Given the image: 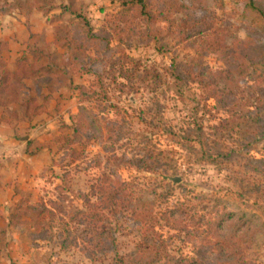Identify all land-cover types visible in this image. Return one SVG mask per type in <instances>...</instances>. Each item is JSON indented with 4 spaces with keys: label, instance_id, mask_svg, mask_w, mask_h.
I'll use <instances>...</instances> for the list:
<instances>
[{
    "label": "rangeland",
    "instance_id": "rangeland-1",
    "mask_svg": "<svg viewBox=\"0 0 264 264\" xmlns=\"http://www.w3.org/2000/svg\"><path fill=\"white\" fill-rule=\"evenodd\" d=\"M19 1L22 0L7 1L6 7L10 11L0 17L8 21L0 24H11L9 32L12 40L22 39L27 29L36 30L26 42V52L29 69H37L39 73L37 76H26L23 86L14 84L10 94L0 96V119L9 124L8 129L0 124V134L12 138L14 147L11 148L15 156L11 158L15 160L19 157L15 149L17 146L25 155L23 159L19 157L16 160L17 163L24 161L23 179L17 175L9 177L6 183L12 186L15 198L0 203V229L5 231L0 235V264L108 263L109 252L100 255L93 263L76 248H59L55 239L49 241L46 239L49 234L37 227L36 215L41 209L40 201L49 208L52 206L55 215H58V207L66 210L80 208L81 194L88 191L94 178L109 169L116 170L123 179H135L136 201L145 211L150 208L154 212L163 210L173 207L185 196L202 194L221 197V208L230 211L244 206L236 196L237 188L230 179L229 168L219 169L204 162L189 161L186 152L170 144L156 127H172L190 139L195 138L201 128L203 134L224 139L233 149H238L245 140L248 142L247 149L254 146L249 151L251 156L264 158V138L261 137L264 129V83L259 84L262 89H258L253 82L234 77L232 84L223 89L225 83L222 77H218L220 95H216L219 99L217 103L197 83L190 82L189 72H197L195 65L202 64L218 73L225 67L221 57L205 53L197 58L195 47L177 38L170 29L169 20L139 18L134 19L130 27L124 28L113 18L118 9L117 3L109 0H54L52 7L44 10L16 9L15 3ZM177 1L185 5L182 12H175L169 17L170 21L183 17L190 25L202 16L212 23L219 40L223 39L227 45L233 36L242 39L246 34L241 3L233 0ZM61 6H65V12L60 14ZM82 18L88 20L98 36L93 43H89L94 59L90 66L95 71L106 73L104 82L108 100L125 115L124 122H118L116 126L125 133L129 129L133 132L149 130L148 136L152 139L150 149L168 151L162 159L145 161L141 149L144 145L126 139L120 142L122 145L116 149L114 156L108 154L97 141L88 138L90 132L85 123L77 121L79 102L88 106H93V103L83 100L81 89L75 86L88 87L93 75L69 68L64 71L66 52L53 41V35L59 23L66 24L72 20L81 23ZM106 38H110L107 44ZM2 53L7 56V66L14 68V52L7 55L4 49ZM124 54L136 63L129 61ZM121 65L126 74L124 79L117 76ZM153 72L159 74L156 82L150 78ZM236 84L239 89L235 88ZM26 100L29 104L24 103ZM102 106L96 107L97 114ZM241 108L251 111L247 114L252 117L249 122L237 121L235 115ZM142 110L151 115L159 110L167 122H139V116L144 114ZM227 117L236 120L224 122L216 133L209 128L218 124L220 118ZM150 123L155 129L146 128ZM75 128H78L76 133ZM194 129L196 131H192ZM25 135L29 136L26 146L28 139L20 141ZM5 141L7 139L0 143V147L7 145ZM23 149H26L25 152ZM139 158L143 162L138 161ZM165 173L167 175L161 179L160 175ZM62 175L64 183L60 180ZM258 178L264 185V175H258ZM164 196H167L166 201ZM18 200L22 201V206L32 208L24 207L21 215L10 221ZM159 222L162 223V220ZM124 225V232L118 233L116 239L119 250L125 253L134 248L140 233L131 229L127 221ZM155 228L165 234L169 230L166 226L158 228L155 225ZM181 252L189 254V244L173 240L170 253L178 255ZM261 253L259 264L264 263V245Z\"/></svg>",
    "mask_w": 264,
    "mask_h": 264
},
{
    "label": "trees",
    "instance_id": "trees-1",
    "mask_svg": "<svg viewBox=\"0 0 264 264\" xmlns=\"http://www.w3.org/2000/svg\"><path fill=\"white\" fill-rule=\"evenodd\" d=\"M7 1L0 0V15L9 13L10 9L6 7ZM53 1L22 0L15 3V8L44 10L52 7ZM109 1L117 3L118 9L113 14V18L122 23L124 28L130 27L132 21L139 18H146L149 21L169 20L171 31L180 41L189 42L195 47L197 58L205 53L218 54L225 66L220 72L215 73L202 64L195 65L198 68L197 72H189L190 82L197 83L207 96L213 97L217 103L219 99L216 95L220 92L218 77H222L225 83L223 89H227L226 85L232 84L234 77L251 81L259 87L258 89H262L259 84L264 83L263 1L233 0L242 4L241 18L245 23L246 34L242 39L233 36L228 45L223 39L219 40L212 23L202 16L190 25L183 17L177 18V21H170L169 17L175 12H182L185 5L177 0ZM64 12L65 6H61L60 14ZM173 24H176L175 28ZM32 35L33 33L29 32V37ZM97 37L86 18H82L81 23L73 20L66 24L59 23L53 35V41L66 52L64 71L69 68L93 75V80L88 87L75 86L81 89L80 94L83 100L93 103V106H88L84 102H79L77 121L85 123L90 132L88 138L97 141L108 154L114 156L116 149L122 145L120 142L126 139L144 145L141 149L145 161L146 159L152 161L162 159L167 150L150 149L152 139L148 136L149 130L133 132L129 129L125 133L116 126L118 122H124L125 115L121 114L119 107L108 100L104 82L106 73L95 71L90 66L92 64L90 62L94 59L89 51V43H93ZM106 41L107 44L110 38H106ZM4 49L8 50L7 42L0 40V96L10 94L14 84L23 86L22 81L26 76H37L39 73L37 69H29L26 48L14 58V68H8L2 53ZM124 56L129 61L135 62L127 54ZM113 67L114 65L111 69ZM123 69L121 65L117 76L124 79L126 74ZM150 76L152 81L156 82L159 79V74L156 72ZM113 80L116 81V78L114 77ZM235 88L239 89V86L236 84ZM24 103L29 104V101L26 100ZM101 105H103L102 110L97 114L96 107ZM249 113H251L250 110L241 108L239 114L235 115L237 121L249 122L252 119L247 115ZM254 115L257 113L254 112ZM139 119V122H167L159 110L152 115L141 114ZM236 119L220 118L218 124L209 128L216 133L224 122H235ZM146 128L155 129V126L150 123ZM156 128L170 141V144L184 150L189 161L204 162L219 169L229 168L230 179L237 188L236 196L241 199L244 206L230 211L224 207L221 208V197L202 194L185 196L173 207H166L163 210L154 212L150 208L145 211L136 201L138 197L135 194V179L133 177L128 180L123 179L116 170L109 169L102 171L94 178L88 186V191L81 194L80 208L66 210L58 207V215H55L52 206L49 208L40 201L41 209L36 215L38 218L36 225L49 234L46 239L49 241L55 239L58 247L63 250L76 248L93 263L101 257L100 255L109 252L111 255L109 262L100 261L99 264L261 263V248L264 245V185L258 175H264V158L251 156L249 151L254 146L247 149L248 142L244 139L238 149H233L224 139L203 134L201 128L193 139H190L188 135L177 133L172 127L157 126ZM76 130L78 128L74 129L75 133ZM261 137L264 138V129ZM27 143L29 139L26 145ZM137 160L143 162L142 158ZM166 175V173L160 175L161 179ZM60 180L65 182L64 175ZM163 198L167 200V196ZM24 207L32 208L29 205L22 206V201L18 200L9 220L12 221L13 217L20 216ZM199 211L203 213L199 214ZM160 219L162 223L159 222ZM126 221L129 227L137 229L140 235L135 239L134 248L124 253L118 248L116 235L124 232ZM155 225L158 228L166 226L169 230L165 234L155 230ZM171 230L173 232H170ZM4 233L5 231L0 229V235ZM173 240L189 244V254L170 253Z\"/></svg>",
    "mask_w": 264,
    "mask_h": 264
},
{
    "label": "crops",
    "instance_id": "crops-1",
    "mask_svg": "<svg viewBox=\"0 0 264 264\" xmlns=\"http://www.w3.org/2000/svg\"><path fill=\"white\" fill-rule=\"evenodd\" d=\"M6 16H9V15H6ZM7 21L8 20H5L2 17H0V22H7ZM10 26H11L10 23H8V26L7 25L5 26L4 23L0 24V32L3 33V35H1L0 33V40L7 42V46H8L7 55L14 52L15 55L12 58V63H13L14 58L26 48V45H27L26 42L29 38V32L35 33L36 30L34 29L32 30V28L31 30L27 29L25 30L24 37L22 39L17 38L16 40H12L10 38L11 32H9ZM5 33H8V34H5ZM5 57L7 58V56ZM10 69H13V67H11ZM0 122H1L0 124L5 126L7 129L9 128V124L7 122L1 119H0ZM0 138H1L0 143L3 142L4 139L5 140L7 139V141H5L7 145H5L4 147H0V203H1V202H8V201L10 202L12 201V198H15V191H13L12 186H10V184L6 185V183L9 181L8 180L9 177L14 178L17 175H19L20 179H23L24 169H25L23 165L24 161H19V163H17L16 160L20 159L19 157L23 159L25 155L20 153L19 146H17L15 147V149L18 151L19 157L16 158L15 160L11 158L12 156L13 157L15 156L14 151L11 148V147H14L13 146L14 143H12L13 142L12 138H10V136H5L1 134H0ZM23 152H25V149H23Z\"/></svg>",
    "mask_w": 264,
    "mask_h": 264
},
{
    "label": "water",
    "instance_id": "water-1",
    "mask_svg": "<svg viewBox=\"0 0 264 264\" xmlns=\"http://www.w3.org/2000/svg\"><path fill=\"white\" fill-rule=\"evenodd\" d=\"M27 139H28V135H25V136L20 138L21 141H26Z\"/></svg>",
    "mask_w": 264,
    "mask_h": 264
}]
</instances>
